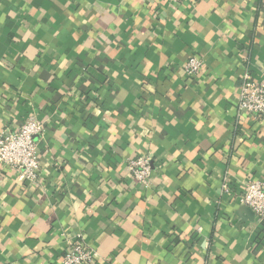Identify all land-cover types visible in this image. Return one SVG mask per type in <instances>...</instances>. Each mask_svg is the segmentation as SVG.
I'll list each match as a JSON object with an SVG mask.
<instances>
[{"label":"crops","instance_id":"crops-1","mask_svg":"<svg viewBox=\"0 0 264 264\" xmlns=\"http://www.w3.org/2000/svg\"><path fill=\"white\" fill-rule=\"evenodd\" d=\"M262 75L264 0H0V135L44 124L38 184L0 164V264H62L77 234L94 264H264L238 200L264 182V116L238 114Z\"/></svg>","mask_w":264,"mask_h":264},{"label":"built area","instance_id":"built-area-1","mask_svg":"<svg viewBox=\"0 0 264 264\" xmlns=\"http://www.w3.org/2000/svg\"><path fill=\"white\" fill-rule=\"evenodd\" d=\"M202 69L203 60L192 57L187 61L184 73L187 77L195 78ZM238 114L252 118L264 116V75L258 79L245 77L238 94ZM43 132L44 124L32 113L17 130H4L0 135V164L16 171L18 180L24 184L36 185L40 180L41 161L36 138L42 136ZM129 166L135 181L147 186L152 174L150 158L138 157ZM223 189L226 192L231 190L228 183L224 184ZM238 200L255 214L258 221H264V182L249 181ZM94 263L95 253L85 243L83 234L73 236L68 241L62 264Z\"/></svg>","mask_w":264,"mask_h":264},{"label":"water","instance_id":"water-1","mask_svg":"<svg viewBox=\"0 0 264 264\" xmlns=\"http://www.w3.org/2000/svg\"><path fill=\"white\" fill-rule=\"evenodd\" d=\"M243 214V215H247L248 217H249V219L251 220V221H253L254 220V216H255V214L247 207V206H242L241 208H240V214ZM241 216V215H240ZM241 217H243V216H241Z\"/></svg>","mask_w":264,"mask_h":264}]
</instances>
